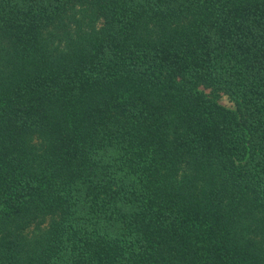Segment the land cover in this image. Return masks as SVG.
Listing matches in <instances>:
<instances>
[{"label": "trees", "instance_id": "1", "mask_svg": "<svg viewBox=\"0 0 264 264\" xmlns=\"http://www.w3.org/2000/svg\"><path fill=\"white\" fill-rule=\"evenodd\" d=\"M0 264H264V0H0Z\"/></svg>", "mask_w": 264, "mask_h": 264}, {"label": "rangeland", "instance_id": "2", "mask_svg": "<svg viewBox=\"0 0 264 264\" xmlns=\"http://www.w3.org/2000/svg\"><path fill=\"white\" fill-rule=\"evenodd\" d=\"M220 103L227 108H233V102L225 95H222Z\"/></svg>", "mask_w": 264, "mask_h": 264}]
</instances>
